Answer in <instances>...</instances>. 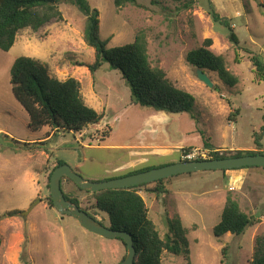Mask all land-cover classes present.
Listing matches in <instances>:
<instances>
[{"label":"rangeland","instance_id":"374dc122","mask_svg":"<svg viewBox=\"0 0 264 264\" xmlns=\"http://www.w3.org/2000/svg\"><path fill=\"white\" fill-rule=\"evenodd\" d=\"M88 1L99 10L100 36L109 40L108 47L132 42L139 30L146 33L153 65L194 96L193 108L172 114L136 104L118 69L105 63L92 73L86 65H78L92 64L95 49L83 38L86 15L71 3L61 4L62 21H51L38 32L21 31L9 51L0 49V264H118L126 254L121 240L92 233L76 217L55 208L50 176L58 160L87 180L102 181L142 166L179 161L182 148L169 155L153 148L146 155L130 153L145 144H193L208 151L206 158L211 157L209 151L240 147L264 152V80L251 61V52L264 60V0H136L119 8L115 0ZM212 8L230 21L238 46L230 40L229 29L214 20ZM206 38H212L211 49L223 55L238 76L237 85H227L209 70L205 72L215 88L198 78L199 69L188 62L187 54ZM19 56L39 60L51 76L77 78L86 103L103 112V119L76 133L51 126L31 128L10 82L12 63ZM141 158L147 160L130 164ZM230 172L231 176L223 170L183 173L166 179L167 195L144 188L139 192L161 235L168 230V217L174 212L180 215L190 229L193 264H250L255 237L264 233V167ZM62 182L65 192L108 224V215L93 208L90 193L66 177ZM228 196L255 224L240 235L228 232L217 237L214 227ZM12 211L17 213L7 215ZM163 261L183 264L186 259L164 251Z\"/></svg>","mask_w":264,"mask_h":264},{"label":"trees","instance_id":"16d2710c","mask_svg":"<svg viewBox=\"0 0 264 264\" xmlns=\"http://www.w3.org/2000/svg\"><path fill=\"white\" fill-rule=\"evenodd\" d=\"M127 2L136 3V0H115V5L119 8ZM63 3L75 5L86 15L87 21L83 38L89 46L95 49V61L92 64L79 62L78 65H86L92 73L97 72L105 63H109L111 67L118 69L130 88L132 101L136 104L149 105L156 111L172 114L192 110L195 101L194 96L188 90L177 86L162 67L153 65L150 60L146 33L139 30L132 42L108 47L109 40L102 39L100 36L99 10L92 7L88 0H0V49L9 51L18 34L25 29L38 32L51 21H62L64 17L60 6ZM186 7L189 6L186 5ZM211 14L215 21L221 22L229 29L230 40L238 46L239 38L230 21L222 17L214 8L211 9ZM212 44V38H206L202 45L188 52V62L198 69L216 72L219 78L229 86L237 85L238 76L229 69L226 58L211 49ZM251 54V61L259 79L264 80V60L258 54L253 52ZM10 75L13 93L28 113L30 127L35 130L44 126H51L57 131L63 129L76 133L90 124L98 123L104 117L103 112H98L86 103L81 93V82L77 78L59 79L51 76L48 69L33 57H17L12 63ZM258 152L264 153L258 150L227 149L222 153L219 150H213L210 158H224ZM62 164L65 162L58 160L55 168ZM154 167L156 166H142L125 175ZM223 171L226 172V170ZM168 178L120 189H103L97 192L82 190L77 186L80 191L92 195L94 209L108 215L109 222L106 226L131 233L136 248L134 264H165L163 261L164 251L174 255H183L186 259L183 264H193L189 257L190 247L187 238L190 229L182 224L180 215L174 212L171 218L168 217V230L164 235H161L156 224L149 217L146 201L139 193L144 188L158 195H167L169 188L165 181ZM66 179L73 182L67 177ZM149 186H153V188H149ZM64 194L68 200L91 215L89 209L81 206L78 197L65 191ZM50 201L52 202V199ZM16 213V211H12L7 215L11 216ZM1 218L2 216H0ZM254 224L253 217L242 209L238 201L228 196L220 221L214 227V234L217 237L228 232L240 235ZM118 239L126 248L124 241ZM225 251L226 248L223 252L225 253ZM125 256L126 254L122 260ZM250 264H264V233L255 237Z\"/></svg>","mask_w":264,"mask_h":264},{"label":"water","instance_id":"95a60500","mask_svg":"<svg viewBox=\"0 0 264 264\" xmlns=\"http://www.w3.org/2000/svg\"><path fill=\"white\" fill-rule=\"evenodd\" d=\"M198 78L210 88H215V83L202 70H198ZM259 166L264 167V153L246 154L224 158H205L186 161H177L163 166L154 167L142 172L133 173L117 178L102 181H91L85 179L76 172L69 164L57 166L50 176V193L53 205L61 213L72 215L77 218L80 224L88 231L101 237L110 239H122L126 244V256L118 264H134L136 248L131 233L112 229L81 209L77 204L65 197L62 189V179L67 177L82 190L97 192L103 189H120L129 186L150 183L171 176L203 170H229L242 167Z\"/></svg>","mask_w":264,"mask_h":264},{"label":"crops","instance_id":"0c3cea01","mask_svg":"<svg viewBox=\"0 0 264 264\" xmlns=\"http://www.w3.org/2000/svg\"><path fill=\"white\" fill-rule=\"evenodd\" d=\"M200 144H203V143H200ZM92 146V145H91ZM184 147H196L195 145L193 144H183L181 142L179 143H168V142H162L161 145H140V147H138L136 150H131L130 153L131 154H134V155H137V154H142V155H146L149 153V149L153 148L155 150H157V152H161V155H169L170 153H172L173 150H180L181 148H184ZM141 151H139V150ZM233 149V148H232ZM235 150H258V151H262L263 149L262 148H255V147H240V148H234ZM139 151V152H137ZM180 155H181V152H180ZM179 159H180V156H179ZM138 160V161H137ZM147 159L146 158H141L140 160L139 159H136L134 162L130 163L131 165H136L137 163H140V162H144L146 161ZM137 162V163H136ZM233 169H229V170H226L225 172V175H230L232 172ZM231 176V175H230Z\"/></svg>","mask_w":264,"mask_h":264},{"label":"built area","instance_id":"2783aa9c","mask_svg":"<svg viewBox=\"0 0 264 264\" xmlns=\"http://www.w3.org/2000/svg\"><path fill=\"white\" fill-rule=\"evenodd\" d=\"M211 153V151H209ZM208 151L200 149L199 147H189L182 148L180 159L182 161L195 160V159H205ZM210 158V157H208Z\"/></svg>","mask_w":264,"mask_h":264},{"label":"flooded vegetation","instance_id":"af4514ba","mask_svg":"<svg viewBox=\"0 0 264 264\" xmlns=\"http://www.w3.org/2000/svg\"><path fill=\"white\" fill-rule=\"evenodd\" d=\"M63 189V188H62ZM121 262V261H120Z\"/></svg>","mask_w":264,"mask_h":264}]
</instances>
